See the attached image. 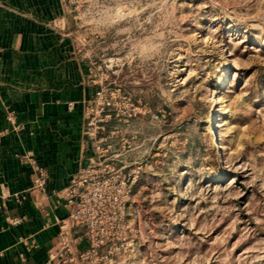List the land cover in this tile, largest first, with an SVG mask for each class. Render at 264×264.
Instances as JSON below:
<instances>
[{
	"label": "rangeland",
	"instance_id": "1",
	"mask_svg": "<svg viewBox=\"0 0 264 264\" xmlns=\"http://www.w3.org/2000/svg\"><path fill=\"white\" fill-rule=\"evenodd\" d=\"M65 15L121 131L115 264H264V0H69Z\"/></svg>",
	"mask_w": 264,
	"mask_h": 264
},
{
	"label": "crops",
	"instance_id": "2",
	"mask_svg": "<svg viewBox=\"0 0 264 264\" xmlns=\"http://www.w3.org/2000/svg\"><path fill=\"white\" fill-rule=\"evenodd\" d=\"M68 5L0 0V264H47L59 224L73 209L63 190L97 161L88 122L98 86L91 61L73 43ZM108 117L102 125L111 131ZM102 146L121 171L119 140ZM23 156L44 170V190L31 187Z\"/></svg>",
	"mask_w": 264,
	"mask_h": 264
},
{
	"label": "built area",
	"instance_id": "3",
	"mask_svg": "<svg viewBox=\"0 0 264 264\" xmlns=\"http://www.w3.org/2000/svg\"><path fill=\"white\" fill-rule=\"evenodd\" d=\"M110 106V99L98 88L88 122L95 132L97 161L82 168L76 180L63 190L73 209L59 224L58 244L48 254L47 264H115L121 260V233L131 231L126 221L130 190L128 178L112 165L109 146H102L103 142L116 138L121 147V131H106L102 125L108 117L103 115H107L105 111ZM22 159L31 171V187L44 190L47 184L44 170L32 157ZM74 228L81 229L82 234L74 236ZM80 242L85 243L83 249L76 248Z\"/></svg>",
	"mask_w": 264,
	"mask_h": 264
}]
</instances>
